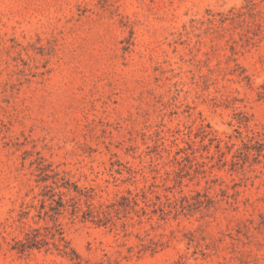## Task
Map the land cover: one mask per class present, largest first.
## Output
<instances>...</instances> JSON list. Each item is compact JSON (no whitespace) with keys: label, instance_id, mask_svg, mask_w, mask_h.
<instances>
[{"label":"rangeland","instance_id":"374dc122","mask_svg":"<svg viewBox=\"0 0 264 264\" xmlns=\"http://www.w3.org/2000/svg\"><path fill=\"white\" fill-rule=\"evenodd\" d=\"M0 264H264V0H0Z\"/></svg>","mask_w":264,"mask_h":264},{"label":"trees","instance_id":"16d2710c","mask_svg":"<svg viewBox=\"0 0 264 264\" xmlns=\"http://www.w3.org/2000/svg\"><path fill=\"white\" fill-rule=\"evenodd\" d=\"M184 199H186V198H184ZM22 244V250L24 251L25 250V248L27 247V244L26 243H21ZM61 250H63V249H61Z\"/></svg>","mask_w":264,"mask_h":264}]
</instances>
